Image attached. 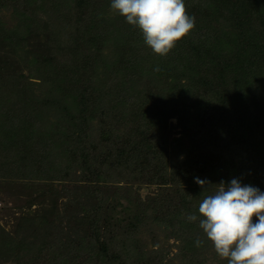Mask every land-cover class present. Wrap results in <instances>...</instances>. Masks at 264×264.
Masks as SVG:
<instances>
[{
  "label": "trees",
  "instance_id": "16d2710c",
  "mask_svg": "<svg viewBox=\"0 0 264 264\" xmlns=\"http://www.w3.org/2000/svg\"><path fill=\"white\" fill-rule=\"evenodd\" d=\"M66 1L0 0L1 10L12 5L19 16L11 27L0 23V52L5 58L0 63V134L16 143L3 145L8 166L13 156L22 157L16 169L24 166L27 155L35 156L36 140L47 135L36 128L35 107L52 105V93H61L60 88L74 94L64 111L68 113L80 99L78 104L84 107L80 117L70 118L73 122L80 119V134L91 128L95 118L101 130L98 149L102 151L97 155L93 148L85 153L87 157L99 158L103 166L123 165L129 169L128 183L163 186L155 196L139 201L129 193L130 186H112L101 172L86 173L81 193L86 203L80 205L78 219L82 236L74 247L69 241L58 247V254L44 259L48 264H66L67 258L75 259L85 249L89 264H153L140 249L131 263L130 251L125 249L138 223L170 226L175 219L180 231H193L195 236L203 232L199 219L189 222L186 217L190 213L199 217V203L221 181L227 185L238 179L264 192V125L260 124L264 116V0H185L187 14L195 17L194 29L166 56L155 54L144 43L140 30L111 9V0L104 4L111 14L105 20L92 18L83 29L79 12L67 34L72 16L67 10L60 12ZM85 1L78 0L75 6L83 10ZM90 35L95 36L89 46L80 41ZM113 36L110 54H100L95 47L100 50ZM149 58L150 62L142 63ZM38 61L51 67L59 90L36 93L18 69ZM157 67L159 71L154 70ZM32 108L36 112L30 114ZM173 115L188 136V145L182 138L169 141L166 120ZM252 115H261L255 127L244 122ZM19 171V176L28 178L27 170ZM196 178L209 182L205 189ZM45 187L38 197L53 190L52 184ZM120 198L127 203L122 205ZM45 219L40 215L39 223L31 224L21 241L12 238L8 242L9 232L0 235L1 253L18 264H27L29 256L37 257L18 249L28 232L40 229ZM197 239L203 241L199 237L190 241ZM9 243L13 248H8ZM31 244L27 241L26 249Z\"/></svg>",
  "mask_w": 264,
  "mask_h": 264
},
{
  "label": "rangeland",
  "instance_id": "374dc122",
  "mask_svg": "<svg viewBox=\"0 0 264 264\" xmlns=\"http://www.w3.org/2000/svg\"><path fill=\"white\" fill-rule=\"evenodd\" d=\"M66 2L74 6L70 8L65 3L63 4L65 6L60 10L61 13L67 10V13L72 16V27H68L67 34L68 31L70 32L74 28L75 20L80 16V13H83V19L81 20L84 21L81 26L83 29L85 28L84 24L92 18L96 20L104 18L105 20L108 15H111L109 8H107L108 5H106V8L104 7L107 0H87L85 5H82L83 10H79L75 6L78 0H68ZM14 8V6L8 5L3 10L0 9V23H6L7 27L18 23H15L19 16H15ZM101 24L102 26L104 25L103 22ZM49 27L56 29L55 26L49 25ZM83 29L82 31H84ZM94 36L82 37L80 41L85 42V45L89 46L90 41L93 42ZM114 37L116 38V36H113L111 38L112 41L108 37L107 43H102L100 50L98 47H95V49L100 54L109 55L112 50ZM152 59H157V57H152ZM136 60L138 61V56H136ZM150 61L151 58L146 59L142 63ZM0 63H5V58L2 57L1 52ZM50 68L38 61L32 64L24 63L18 69L25 75L26 81L32 82L31 88L38 93L39 90L48 91L46 90L48 88L58 89L56 88L55 73ZM99 71L102 76V67L99 68ZM0 75H2L1 71ZM60 89L67 93L66 90ZM63 91L61 93H52L54 98L50 100L52 105L35 107L38 111L35 118H39L36 128H39L47 135H44L45 139L43 140L35 139V144H37L35 156L27 155L24 159V166L16 169L22 160V157L19 159V156H13L11 164L8 166L10 162L6 157V150L3 145L10 147L16 143L14 139H9L6 136L7 134L5 136L0 134V235L4 236V233L9 232L11 239H7L8 242L12 238L21 241L24 235H27L26 229L30 231L31 224L36 225L37 222L39 223L40 215L46 217L45 224L42 221L39 224L40 229L35 230L33 228L32 234L28 232L29 235L25 237V244L18 249L25 255L34 252L37 256L26 258L27 264H48V260L44 259V257L50 258L54 253L58 254V247L69 243V241L74 247L76 244L75 240L82 236L78 219L81 214L79 212L80 205L86 203L85 195L81 194L83 193V186L87 184L85 180L86 173H91L93 176L94 173L101 172L104 177H107L106 183L112 186L120 184H123V187L130 186L131 191L129 193L139 201H146L148 197L155 196V193L160 192L163 186L154 182L152 184H140L134 181L128 183L127 178L129 179L130 177L129 169L123 165H119L117 168L111 165L110 167L103 166L100 164L99 158L92 160L87 157L85 153H90L93 148L97 155L102 151L101 148L98 149V145H100L98 143H102L100 142L99 134L101 130L99 124L95 118L92 121L91 128L80 134V127H78L80 126V119L77 122H73L70 118L80 117V110L84 107L78 104L80 99H76L75 104L66 113L64 107L67 102H72L74 94L70 95L67 93V95ZM2 95H5V93ZM36 109L32 108L30 114L36 112ZM260 116L252 115L249 121L244 122L251 123L255 127L254 123L260 119ZM261 117L263 119L260 124L264 125V116ZM166 124L170 142L174 138H182L185 145L189 144L188 136L184 135L183 127L178 124L176 116L168 117ZM80 142L83 143L81 149ZM93 143L95 146H93ZM72 149H77V151L74 152ZM26 165H28V169H26ZM19 169L27 170L28 178H25L24 175L19 176ZM19 172L23 173V171ZM47 175L48 177H46ZM46 183L52 184L53 190L50 188V193L44 194V197H38L39 194H43V189L48 185ZM86 189L88 190V188ZM193 196L194 194L192 193L191 197ZM41 198H45V200L42 201ZM30 201H35L32 202L34 204L31 207L28 206ZM119 202L122 205L127 203L124 198H120ZM116 210L120 211L121 206H118ZM76 216H78L77 219H75ZM26 217H28V220ZM173 221L174 223L170 226L168 224L146 225L138 223L135 230L131 233L130 245L125 248L127 252L130 251L131 263L137 259L140 249L146 256L152 258L153 264H228L227 258L221 259L216 254L212 243L205 238L203 232L198 231L195 236L193 231L187 232L185 230L182 232L179 230V223L175 222V219ZM42 224H44L43 228ZM192 237L203 238V244L199 247L196 246L194 242L190 241ZM27 241H31L32 244L30 248L26 249ZM9 245V249L13 248L10 243ZM183 248L186 250L184 251ZM38 250L41 252L37 254ZM1 252L0 264H18L12 257H7L6 253ZM75 257V259L67 258L66 264H89L90 260H87L88 254L85 249H80V253L77 256L75 255ZM22 264H25V262L23 261ZM91 264H95V262H91Z\"/></svg>",
  "mask_w": 264,
  "mask_h": 264
},
{
  "label": "clouds",
  "instance_id": "9594fccd",
  "mask_svg": "<svg viewBox=\"0 0 264 264\" xmlns=\"http://www.w3.org/2000/svg\"><path fill=\"white\" fill-rule=\"evenodd\" d=\"M110 7L138 28L144 43L160 56H166L195 26L185 0H111ZM195 182L202 189L209 183L198 178ZM198 213L199 217L190 213L186 219H199L221 259L227 258L228 264H264V192L238 179L227 185L221 181L199 203ZM195 244L199 247L203 241L197 239Z\"/></svg>",
  "mask_w": 264,
  "mask_h": 264
}]
</instances>
